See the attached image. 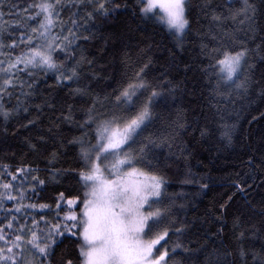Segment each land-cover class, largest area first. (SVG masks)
I'll return each mask as SVG.
<instances>
[{
	"label": "snow or ice",
	"instance_id": "obj_1",
	"mask_svg": "<svg viewBox=\"0 0 264 264\" xmlns=\"http://www.w3.org/2000/svg\"><path fill=\"white\" fill-rule=\"evenodd\" d=\"M109 2L31 0L26 5L17 4L8 9V16L14 23L0 26V49L7 47L18 51L14 57L10 52L5 60H0V117L4 122L16 113L29 111L25 105L38 89L37 72L54 70L58 73L57 82L64 83L78 79L84 63L91 65L92 62L82 54L78 58L76 49L79 45L73 42L92 38L78 29L83 21L110 16L119 5L110 7ZM5 7L0 2V19L4 18ZM135 7L142 19L165 28L178 42L183 41L192 27L189 20L192 0H136ZM208 7L210 5L205 0L201 11ZM72 9H76L72 15L77 19L71 21L72 28H67L59 17L62 12ZM82 12L83 20H80ZM249 12L253 15L249 16ZM255 12V6L244 0L240 8L230 12V16L251 25ZM211 17L216 24L222 20L214 13ZM57 28L59 30L55 31ZM83 30L89 31L87 25H83ZM220 35L219 32L213 34L212 40ZM227 35L223 33V36ZM201 53L209 60L202 71L209 79L210 100L216 101L219 111L221 103L227 105L234 94L247 92L251 85L247 75L251 67L248 66L249 49H210L202 43ZM147 67L145 64L140 68L134 82L112 94L93 93L90 86L73 90L70 95L91 97V103L80 117L76 116V109L71 104L57 109L45 101L44 106L53 112H60L52 119L53 128L66 125L70 132H79V135L62 137L57 151L60 147L73 149L76 168L66 170L64 178L71 176L75 179L83 194L70 195L65 199L61 192L56 201L54 220L47 219L43 212L45 209L52 212L50 205H18L15 213L23 211L24 216L19 219L13 216L6 225L0 221V242H3L0 264H54L56 248L65 239L71 240L72 244L61 252L58 264H182L176 259L178 250L183 249L189 257L200 250L189 249L181 241H172L173 236H184L188 232L189 223L180 220L177 215V208L182 209L183 205L178 206L175 199L165 195L164 172L170 166L168 158L161 159L153 151L157 146L171 148L175 145L179 152L174 155L185 158V150L177 144V140L187 131V126L175 122L143 140L138 139L153 120V100L163 95L144 79ZM167 86L165 81L160 87ZM149 89L151 93L147 101L137 103L139 94ZM174 90L170 88L169 92ZM13 97L16 98L14 105L11 104ZM35 109L38 112L42 110L40 105H35ZM33 123L29 120L28 125L21 126ZM204 134L202 129L201 135ZM224 135L230 140L229 132ZM133 145L137 146L134 148ZM29 146L33 151L37 150L35 145ZM52 160H57L56 153L52 154ZM51 166L54 167V163ZM0 170V175L10 177L8 182L0 183V188L4 190L0 192V204L5 198L7 201H22L29 190L35 192L37 183H45V180L32 175L38 169L30 166L18 167L13 173L8 166L0 165ZM51 175L60 176L61 172L58 170ZM191 182L188 179L183 181ZM37 207L41 210L39 214L27 215L30 209ZM225 207L221 205L222 210ZM234 227H239L236 221ZM5 229L14 234V239L7 238ZM222 232L221 222L215 236H220ZM246 238L244 231L239 235L233 232L231 251L224 247L221 258L220 250H213L197 264H264V244L259 248L254 244L246 245Z\"/></svg>",
	"mask_w": 264,
	"mask_h": 264
},
{
	"label": "trees",
	"instance_id": "obj_2",
	"mask_svg": "<svg viewBox=\"0 0 264 264\" xmlns=\"http://www.w3.org/2000/svg\"><path fill=\"white\" fill-rule=\"evenodd\" d=\"M0 2L6 5L4 18L0 19V26H3L14 23L8 16L9 8L17 4L26 5L31 0ZM204 3L205 0H192L189 13L192 27L181 42L160 25L142 19L137 14L136 0H110V7L119 5L110 16L83 21L78 30L92 38L73 43L79 45L76 49L78 58L82 54L92 62L91 65L84 63L79 78L64 83L57 82L58 73L54 70L37 72L38 89L25 105L29 111L16 113L7 122L0 117V165L8 166L13 173L18 167L30 166L38 169L32 175L45 180L43 185H35V192L29 190L22 201H7L5 198L0 204L3 225L13 216L17 219L24 216L23 211L15 213L14 209L29 203L50 205L53 211L45 209L43 212L47 219L54 220L56 201L61 192L65 199L70 195L83 194L75 179L71 176L64 178L66 170L76 168L73 149L60 147L57 151L62 137L79 135V132H70L66 125L53 128L52 119L60 112H53L44 106L45 101L57 109L71 104L76 109V116L80 117L91 103V97L70 95L73 90L90 86L93 93L112 94L134 82L135 74L147 64L144 79L163 95L153 100V120L138 139L143 140L175 122L187 126V131L177 140V144L185 150V158L174 155L179 152L175 145L153 149L161 159L168 158L170 166L164 172L165 195L175 199L178 206L183 205L182 209L177 208V215L180 220L189 223L188 232L184 236H173L172 241H181L189 249H200L192 257L180 249L176 259L182 264H197L213 250H220V257L223 258L224 247L231 251L233 232L239 235L244 231L246 245L254 244L259 248L264 244V0H248L256 8L251 25L230 16L231 11L241 7L243 0H207L210 7L201 11ZM75 11L62 12L59 21L72 28L71 21L77 19L72 15ZM212 13L222 18L219 24L212 22ZM83 15L82 12L80 20H83ZM83 25H87L89 31L85 32ZM217 32L221 35L212 40V35ZM223 33H227V37ZM202 43L210 49H249L248 66L251 67L247 75L251 85L247 92L234 94L227 105L221 103L219 111L216 101L210 100L209 79L202 71L209 63L201 53ZM17 51L7 47L0 49V60H5L10 52L14 57ZM165 81L168 86L160 87ZM170 88L175 90L169 92ZM150 93L151 89L140 93L137 103L147 101ZM15 103L16 98L13 97L11 104ZM35 105H40L42 110L36 111ZM29 120L34 123L21 126L28 125ZM202 129L204 135H201ZM226 131L230 140L224 135ZM30 144L35 145L37 150L33 151ZM136 146L133 145L134 148ZM53 153L57 155L55 161L52 160ZM50 162L55 166L52 167ZM58 170L61 175L53 177L51 174ZM9 179L0 175V183ZM185 179L192 182L183 183ZM12 194L16 195L15 192ZM221 205L226 207L222 210ZM40 212L37 207L30 209L27 215ZM234 221L239 227H234ZM221 222L223 232L215 236ZM5 231L8 239H14L10 230ZM71 244L68 239L59 244L53 257L54 264H58L61 252Z\"/></svg>",
	"mask_w": 264,
	"mask_h": 264
},
{
	"label": "rangeland",
	"instance_id": "obj_3",
	"mask_svg": "<svg viewBox=\"0 0 264 264\" xmlns=\"http://www.w3.org/2000/svg\"><path fill=\"white\" fill-rule=\"evenodd\" d=\"M244 1V0H243ZM57 30V29H56ZM55 30V31H56ZM175 37V36H174ZM176 38V37H175ZM176 40H177V38H176ZM181 42V41H180ZM4 190L2 189V188H0V192H3Z\"/></svg>",
	"mask_w": 264,
	"mask_h": 264
}]
</instances>
